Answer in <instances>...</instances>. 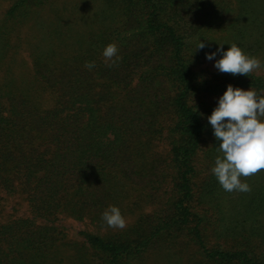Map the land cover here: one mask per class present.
I'll list each match as a JSON object with an SVG mask.
<instances>
[{"label":"trees","instance_id":"1","mask_svg":"<svg viewBox=\"0 0 264 264\" xmlns=\"http://www.w3.org/2000/svg\"><path fill=\"white\" fill-rule=\"evenodd\" d=\"M100 1L95 20L81 0L0 10V264H134L153 250L167 264H264V170L240 177L250 191H225L207 119L229 84L264 95V0ZM220 44L262 67L197 69ZM133 195L135 221L108 227L104 210L133 215ZM63 216L96 231L69 238Z\"/></svg>","mask_w":264,"mask_h":264},{"label":"clouds","instance_id":"2","mask_svg":"<svg viewBox=\"0 0 264 264\" xmlns=\"http://www.w3.org/2000/svg\"><path fill=\"white\" fill-rule=\"evenodd\" d=\"M202 41L198 49H204ZM105 62L119 59L118 47L111 43L103 52ZM217 55L219 59H215ZM206 59L215 60L214 67L221 73L250 76L254 70L262 67L261 60L244 52L236 44L225 50L223 45L210 53ZM89 70L95 67L94 62H87ZM251 77V76H250ZM218 144V155L211 169L221 187L227 191H250V186L240 177H248L264 170V95L253 88L244 89L231 84L219 97L217 106L207 117ZM102 219L111 228L124 229L125 218L116 205L108 206L102 213Z\"/></svg>","mask_w":264,"mask_h":264},{"label":"rangeland","instance_id":"3","mask_svg":"<svg viewBox=\"0 0 264 264\" xmlns=\"http://www.w3.org/2000/svg\"><path fill=\"white\" fill-rule=\"evenodd\" d=\"M66 0H57L56 4L54 6L56 7H61L64 5V2ZM76 0H72V2H74ZM81 2L84 3V5L86 4V17L89 20H95L96 18V12L99 9V7L101 6L100 3H102L100 0H81ZM10 4V0H0V10L6 8L8 5ZM27 29L22 27L21 28V35H23L25 33ZM210 34V33H209ZM208 33H206V35L209 36ZM22 53V57L24 58H28V51H26L25 48H23V50L21 51ZM219 55H217V57L215 59H219ZM214 63L215 60L213 61H209L206 58L201 60L200 62H198L196 68L197 69H201L204 71H215L217 70L214 67ZM260 73H264V71H259ZM2 76V75H0ZM220 96H215L212 97L210 102L213 103L214 107L217 106L218 103V99ZM166 145L164 144L162 146V149L166 150ZM202 165V164H201ZM202 168V166H201ZM167 191L170 190V187L167 186ZM240 193V191H232L231 196H237ZM168 196V193L163 194V196L161 197H157L155 199H149V203L148 202H141V206L143 208V210L146 212H152L154 210H159L161 208V206L163 205L164 201L166 200V197ZM139 198L136 197L135 195H133V215L129 214H125L123 215V217L125 218L126 221V225L129 224L130 222H134L136 217L141 213L140 211L142 210L141 207H139V205H137ZM58 224L60 226H62L65 230V232L67 233V235L69 236V238H73V239H77V240H81L83 239L82 235H80V231L82 230H90V231H96L95 226L92 224V222L90 220H77L75 218L72 217H67V216H63L59 221ZM183 246V250L185 252L183 259V262L186 261L188 258V256H191L193 249H191V247H187L186 245H181ZM182 250V248L180 249V251ZM178 251V253L180 252ZM170 256H168L166 254L165 251L163 250H157V251H152V253H150L147 258L146 261H144V263L142 261H136L134 264H167L168 258ZM173 262H176V259L173 260Z\"/></svg>","mask_w":264,"mask_h":264}]
</instances>
